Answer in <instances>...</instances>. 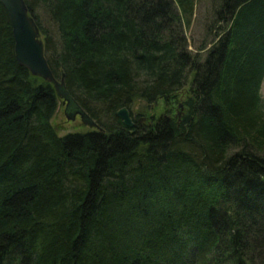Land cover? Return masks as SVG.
Here are the masks:
<instances>
[{
    "label": "trees",
    "instance_id": "1",
    "mask_svg": "<svg viewBox=\"0 0 264 264\" xmlns=\"http://www.w3.org/2000/svg\"><path fill=\"white\" fill-rule=\"evenodd\" d=\"M197 2L25 0L100 127L59 135L0 1V264H264V0H211L192 52ZM158 98L165 112L132 114Z\"/></svg>",
    "mask_w": 264,
    "mask_h": 264
},
{
    "label": "water",
    "instance_id": "2",
    "mask_svg": "<svg viewBox=\"0 0 264 264\" xmlns=\"http://www.w3.org/2000/svg\"><path fill=\"white\" fill-rule=\"evenodd\" d=\"M0 1L10 19L14 37V53L18 63L25 66L32 75L38 76L54 86L57 97L65 106L64 114L67 120L73 121L78 116L83 124L100 130L99 125L69 94L65 85L64 74L58 78L53 74L45 56L44 43L39 28L30 14L25 0ZM116 114L126 126L132 127L134 125L133 118L126 107L118 109Z\"/></svg>",
    "mask_w": 264,
    "mask_h": 264
},
{
    "label": "rangeland",
    "instance_id": "3",
    "mask_svg": "<svg viewBox=\"0 0 264 264\" xmlns=\"http://www.w3.org/2000/svg\"><path fill=\"white\" fill-rule=\"evenodd\" d=\"M211 18V0H198L192 24L190 28L187 29L186 35L187 39L189 40L188 43V49L192 50V52L196 51V48L203 44L207 40V33H206V27L209 23V20ZM41 21L44 26H46L49 30H51L50 23L46 19V15L42 13L41 15ZM223 26V25H222ZM207 37V39H206ZM209 44L207 48L212 46L214 43V39L211 40V37L209 36ZM205 51H202L200 54H204ZM185 87L182 92H180L179 98L176 99V101H173L172 105L169 107L171 109V113L175 114L176 116L180 117L183 113V108H182V98H184L185 95ZM260 93L261 96L264 100V78L261 83V88H260ZM64 105L61 103V99L58 100V106L56 109L55 114L53 115L51 119V123L53 126L56 128L57 132L59 135L66 134L68 132H75V131H85L88 129H91L89 126L83 124L79 117L76 118L73 121L67 120L64 114ZM166 108V103L163 98H158L155 103L152 105H144L141 102H137L132 106V114H135L138 110H142L143 113L145 114H160L165 112ZM263 111H264V102H263ZM142 121H146L145 117L142 116L141 119ZM257 261L256 264H259L258 259L255 260Z\"/></svg>",
    "mask_w": 264,
    "mask_h": 264
},
{
    "label": "flooded vegetation",
    "instance_id": "4",
    "mask_svg": "<svg viewBox=\"0 0 264 264\" xmlns=\"http://www.w3.org/2000/svg\"><path fill=\"white\" fill-rule=\"evenodd\" d=\"M65 107V106H64ZM77 118H78V116H77Z\"/></svg>",
    "mask_w": 264,
    "mask_h": 264
},
{
    "label": "bare ground",
    "instance_id": "5",
    "mask_svg": "<svg viewBox=\"0 0 264 264\" xmlns=\"http://www.w3.org/2000/svg\"><path fill=\"white\" fill-rule=\"evenodd\" d=\"M131 115V114H130Z\"/></svg>",
    "mask_w": 264,
    "mask_h": 264
}]
</instances>
